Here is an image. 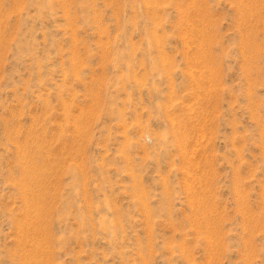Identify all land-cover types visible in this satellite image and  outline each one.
Masks as SVG:
<instances>
[{"label":"rangeland","instance_id":"obj_1","mask_svg":"<svg viewBox=\"0 0 264 264\" xmlns=\"http://www.w3.org/2000/svg\"><path fill=\"white\" fill-rule=\"evenodd\" d=\"M0 264H264V0H0Z\"/></svg>","mask_w":264,"mask_h":264},{"label":"bare ground","instance_id":"obj_2","mask_svg":"<svg viewBox=\"0 0 264 264\" xmlns=\"http://www.w3.org/2000/svg\"><path fill=\"white\" fill-rule=\"evenodd\" d=\"M35 167V166H34ZM38 169V168H37ZM26 225V224H25ZM25 235V234H24ZM45 236V235H44Z\"/></svg>","mask_w":264,"mask_h":264}]
</instances>
